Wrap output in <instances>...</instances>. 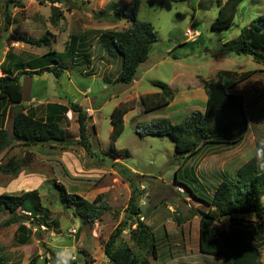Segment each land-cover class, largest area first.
I'll list each match as a JSON object with an SVG mask.
<instances>
[{
	"label": "rangeland",
	"instance_id": "rangeland-1",
	"mask_svg": "<svg viewBox=\"0 0 264 264\" xmlns=\"http://www.w3.org/2000/svg\"><path fill=\"white\" fill-rule=\"evenodd\" d=\"M7 1L0 0V57L5 52H15L20 55L18 63L21 64L39 58L49 51V46H53L55 37L53 40L50 36L49 46L30 49V44L23 37L48 35L50 29H63L70 37L71 33L88 36L85 38V48L94 50L96 55L90 51L95 57L91 60L83 57V63L79 61L82 58L75 64L65 59L62 62L69 73L65 70L60 78L54 73H47V79L34 82L35 91L48 93L41 102L61 100L69 103L72 100L83 107L85 104L88 106L85 109L90 114L89 140L93 153L89 154L82 146H74L72 142L54 146H26L14 140L0 152V194L38 190L40 196V212L36 217L19 208L16 214L21 222L6 225L5 221L9 220L11 214L0 212V264H30L34 257L37 258L35 264H54L51 255L54 250L49 247L53 236H63L67 240L73 249L75 262L84 264L96 258L98 264H106L108 258L102 244L123 220L127 221L128 226L123 232L122 241L148 258L151 264H221L222 260L218 257L202 255L199 250V219L195 215L207 210V207L200 200L189 197L187 190L175 182V172L181 168L183 160L175 156L174 140L168 135L141 136L138 128L141 124L166 117L167 110L171 114L179 105L183 108L181 116L173 122L182 121L196 109H204L206 96L200 77L214 79L221 69L237 73L264 69V63L257 62L250 55L224 54L220 49L222 42L237 38L243 26H249L264 13V0H244L235 25L229 30L212 29L218 15L217 0H143L139 17L155 26L158 40L153 44L149 59L139 67L135 80L130 84L115 83L121 72L122 58L104 39V33L130 25L128 15L122 12L124 4L130 0H67L69 5L74 2L80 5L73 9H68L62 3L15 0L8 12L10 22L14 23L13 32H10L11 23L6 24L5 19ZM112 5L118 6L122 19L118 20L111 14ZM53 6L58 7L59 11H55ZM55 12L60 14L59 21L53 15ZM188 28L196 29L202 35L187 39L185 32ZM101 38L103 41L99 42ZM70 41L71 38L65 42V47H69ZM64 45L58 44L61 48ZM110 48L112 56L108 52ZM109 60L113 61L112 68L107 67ZM26 81L24 77L22 83L26 84ZM155 81L167 83L174 92L195 87H199L201 92L195 93L194 102H187V97H182L168 108L148 112L146 107L159 99L148 95L162 92L154 85ZM80 90L85 91V95ZM231 91L245 97L250 130L244 141L233 149L223 148L212 155L211 152L217 149L206 147L195 157L187 159L178 172V182L191 186L197 195L212 197V185L220 181L221 176L215 165H212L215 168L208 176L195 172L196 162L208 151L216 160L224 155H230L232 159L236 157V162L230 160L232 165L224 173L229 174L227 176L230 178L236 167L251 159L252 155L258 158L260 164H264V118L261 116L264 111V71L235 85ZM192 98L190 96V101ZM125 103L132 109L125 115L124 132L113 143L111 114L115 107ZM36 108L38 114H45L39 113L40 107ZM67 113L62 125L66 128L69 141L77 140L78 115L72 109ZM6 127L12 138V116ZM7 167L12 172H7ZM126 167L135 172L131 178L134 183L125 173ZM58 184L90 201L100 197L101 202H106L110 208L94 224L83 225L75 209L64 206L65 200ZM132 184L139 187L144 220L155 234L157 259L152 255L151 240L148 244L139 245L131 238L130 231L136 227L127 212L134 188ZM179 220L184 225H180ZM21 224L29 228L32 226V234L26 244L18 241ZM216 226L221 232L241 230L250 234L260 246L264 264V221L260 224L253 214L248 213L243 218L222 219ZM168 232L172 236L169 237ZM85 252L89 255H85ZM48 259L51 262H47Z\"/></svg>",
	"mask_w": 264,
	"mask_h": 264
},
{
	"label": "trees",
	"instance_id": "trees-1",
	"mask_svg": "<svg viewBox=\"0 0 264 264\" xmlns=\"http://www.w3.org/2000/svg\"><path fill=\"white\" fill-rule=\"evenodd\" d=\"M243 1L217 0L218 15L212 23V29L229 30L232 28L235 25L239 7ZM15 2V0L6 2L5 19L8 25L11 23V16L8 13L9 8ZM39 2L62 3L68 9L80 6L78 2L69 5L67 0H39ZM142 4L143 0H130L122 9L123 14L128 15L130 25L121 30L104 33V39L108 40L109 44L119 52L122 58L121 72L116 77L115 83H132L136 78L139 67L149 59L153 44L158 40V32L155 26L150 21L139 17ZM53 8L55 11H59L58 7L53 6ZM110 9H112L118 20L122 19V14L117 6L113 5ZM54 14L58 20L60 14L56 12ZM23 40L39 47L49 45L51 42L48 35L38 38L24 36ZM78 40L77 35L72 36L68 52L65 55L56 52V50H51L35 59L34 63H28L27 66L24 63H18L14 71L3 70L4 75H0V152L10 146L14 140L26 146H54L72 142L74 146H82L89 154L93 153L89 140L88 122L90 115L80 103L72 100L69 101L68 106L58 103L49 104L51 114L47 118H39L32 113L25 112L15 115L12 138L9 137V131L4 127L9 107L22 104L23 87L21 77L23 75H38L49 72L60 78L65 71L62 61L75 58ZM184 43L186 44V42ZM220 49L224 54L250 55L257 62L264 63V13L257 16L249 26H243L237 38L222 42ZM8 56L13 57V54L9 51L6 61ZM42 61L44 62L43 65H41ZM259 71L264 70L237 73L221 69L216 73L214 79L200 77L208 95L204 110L196 109L179 122H173L168 117L154 119L141 124L138 133L141 136H170L175 142V156L179 160H183L181 168L187 159L195 157L196 154L201 153L208 146H236L241 144L250 130L247 103L242 94L235 93L231 89ZM154 85L159 87L162 92L148 95L150 98H159L146 107L148 112L166 107L175 96L174 90L167 83L155 81ZM149 97L146 99H149ZM2 105L6 106L1 108ZM69 109H72L78 115L79 139L73 141H69L67 131L62 125V120ZM131 109L132 107L126 103L114 108L111 114L113 126L111 138L113 143L124 132L125 115ZM261 116L264 118V111ZM181 168L175 172V182L181 184L187 190L189 197L200 200L207 206V210L199 212L200 252L203 255L218 257L222 260L221 264H263L260 246L252 239L250 234L241 230L221 232L216 224L226 218H243L250 211L255 212L253 214L255 221L262 224V221H264V164H260L257 157H252L237 169L234 176L231 178L226 176L218 184L211 198L199 196L191 186L178 182V172ZM5 170L12 172V169L8 167ZM125 171L131 182L134 183L131 178L135 175V172L127 167ZM132 185L134 188L127 212L129 218L133 221L132 224H136V228L131 229V238L139 245L148 244L151 240L152 255L157 259L158 248L155 234L151 226L141 219L144 211L139 202V187ZM57 187L65 200L64 206L67 209L74 208L76 216L81 219L83 225L94 224L110 208L106 202H101L100 197L90 201L78 194L68 192L62 184H58ZM38 201H40L38 190H30L21 194H0V212L5 211L11 214L5 224L10 225L21 222V218L16 214L19 208L29 211L31 216L36 217L40 212ZM180 221L178 222L180 223ZM127 226L126 220L120 222L103 243L104 253L109 260V264H150L148 258L137 253L132 246L122 241V235ZM19 231L21 234L18 241L21 244H26L32 234V229L26 224H21ZM51 255L54 260L55 253L52 252ZM36 260L37 258L34 257L30 264H35ZM47 262H51V260L48 259ZM73 264L79 263L73 261ZM85 264H92V260H87Z\"/></svg>",
	"mask_w": 264,
	"mask_h": 264
},
{
	"label": "crops",
	"instance_id": "crops-1",
	"mask_svg": "<svg viewBox=\"0 0 264 264\" xmlns=\"http://www.w3.org/2000/svg\"><path fill=\"white\" fill-rule=\"evenodd\" d=\"M127 4V3H126ZM126 4H124V7H125V5ZM196 5V4H195ZM113 6V5H112ZM111 6V7H112ZM115 6V5H114ZM197 7H198V5H196ZM110 7V8H111ZM118 7V6H117ZM123 7V8H124ZM111 13V12H110ZM111 14H113V13H111ZM59 21V20H58ZM57 21V22H58ZM14 23H11V27H10V32H13V30H14V25H13ZM6 30H8V28L6 29ZM9 31V30H8ZM69 32V31H68ZM48 35L49 36H51V37H53V40H54V37H55V41H54V43L52 42V47H50L49 45V51H51V50H56V52H59V53H61V54H67V52H68V47L66 46L65 47V42H67L70 38H71V40H72V36L73 35H77V34H74V33H71V37H70V35L69 34H67V32L66 31H64L63 29H60V30H56V29H54V30H51L50 29V32L48 31ZM24 36H26V35H24ZM78 36V38H79V40H78V48H77V51H76V54H75V58L74 59H70V61H72L73 62V64H75V63H77V61L79 60V59H81L82 58V60H79L80 62H84V59H83V57L84 58H86V59H90L91 60V58H94L95 56L94 55H96V53H95V51L94 50H91V49H89V51H88V47L87 48H85V46L87 45L86 44V40H85V38H88V36H79V35H77ZM34 37H36V36H34ZM36 38H38V37H36ZM187 40V39H186ZM101 41H103V39L101 38V40H99V42H101ZM71 42V41H70ZM59 43H62V45H64L62 48L60 47V46H58V44ZM184 43V42H183ZM32 47H39V46H34V45H32V44H30V47H29V49L30 48H32ZM113 47V46H112ZM48 51V52H49ZM90 51H92L93 52V54L94 55H92L91 54V52ZM11 52V51H10ZM48 52H46V53H44V54H47ZM108 52H109V55H111V52H112V50H111V48L108 50ZM8 53V52H7ZM7 53L5 52V54L2 56V57H0V75L2 76V75H4V72H3V70H9V71H14L15 70V67H16V64H18V59L20 58V55L19 54H16L15 52H11L12 54H13V57H9L8 56V59H7V61H6V57H7ZM43 54V55H44ZM112 56V55H111ZM41 57V56H40ZM37 59V58H36ZM34 60L35 59H33V60H30V61H28V62H26L25 63V66H27V64L28 63H34ZM15 62H17V63H15ZM63 62H64V60H63ZM63 62H62V66H63V68L65 69V70H67V72L69 73V69H67L64 65H63ZM109 62V65H107V67H113V64H112V60H109L108 61ZM257 70H264V69H257ZM109 72V71H108ZM47 73H49V72H46V73H43V74H38V75H23L22 77H21V84H22V87H23V101H22V104H19V105H11L10 107H9V111H8V115H7V117H6V119H5V122H4V127L7 129V127H6V124H7V122L9 121V119H10V117L12 116L13 117V119H14V116L16 115L15 114V110H17V108H18V106H23L24 107V110L22 111V112H25V113H32V114H34V115H36V117H39V118H47L48 117V115L49 114H51L50 113V108H49V104H53V103H58V104H62V105H66V106H68V103H66V102H63V101H57V102H55V101H46V102H41V100L48 94L47 92H40V91H35V84H34V82H35V80H38V79H41V78H43V79H47ZM26 78V84H24V83H22V81H23V78ZM69 84H71V82L69 83ZM73 85H76V84H73ZM203 85V84H202ZM77 86V85H76ZM77 88L79 89V87L77 86ZM172 88V87H171ZM86 89H90V88H86ZM177 89V88H176ZM203 90H204V92H205V96H206V100H204V109H205V106H206V101H207V98H208V95H207V91H206V89H205V87H204V85H203V88H202ZM28 90V91H27ZM196 92H201V89L199 88V87H195V88H191V90L190 89H188V88H182V89H180V90H178V91H175V96H174V99L169 103V105H167L166 107L168 108V107H170L175 101H177V99L179 98H182V97H187V102H194L195 100H193L194 99V96H195V93ZM80 93L81 94H83V95H85V91H83V90H80ZM40 95H42V96H40ZM190 96L191 97H193L192 98V100L190 101ZM28 99V100H27ZM38 99H40L39 101H37ZM184 103V102H183ZM1 104V103H0ZM92 104V103H91ZM38 105V106H37ZM4 106H6V105H2V107L1 108H3ZM83 106V105H82ZM36 107H40L41 109H40V111H39V113L40 112H43V113H45V114H38L37 113V111H36ZM85 107H87L88 108V106H86V104H85ZM84 107V108H85ZM86 108V109H87ZM175 109H177V110H173L172 112H171V114L169 113L170 112V110H167V112H166V117H168L169 119H171V120H176V118H179L180 116H181V110L183 109L182 108V106H178L177 108H175ZM204 109H201V110H204ZM68 112V111H67ZM68 114V113H67ZM90 115V114H89ZM65 116H66V114H65ZM0 121H1V119H0ZM179 122V121H178ZM0 125H1V122H0ZM66 129V128H65ZM13 133V132H12ZM248 135V134H247ZM208 147H210V149H217V150H214V151H212L211 152V154L213 155V154H217L218 152H221L222 150L221 149H223V148H226V149H233V147L234 146H226V145H217V146H208ZM218 149H220V150H218ZM210 151H208L206 154H203L202 155V159L200 160V161H198V163L196 162V164L197 165H195L194 166V169H195V172L196 173H198L199 175L201 174V173H203L204 174V176H208L209 175V173H211V169L212 168H215L214 166H212V165H215L216 166V170L218 171V173H220V181L218 182L217 181V183H215V184H213L212 185V190L213 191H211V193L214 195V193H215V190H216V188H217V186H218V184L227 176V175H229V174H224L225 173V171H226V168L228 167V166H230V165H232V163H235L236 161H235V158L234 159H232V157L230 156V155H224L223 157H221V158H219L218 160H216L215 158L216 157H211L212 155H210V153H209ZM228 154V153H227ZM217 157H220V156H217ZM252 157H256V156H254V155H252ZM230 160H233L232 161V163L230 162ZM247 160V159H246ZM245 160V161H246ZM213 161V162H212ZM244 164V163H243ZM240 167V165H238L237 167H236V169H235V171H234V173L233 174H230V176L232 177V176H234V174L236 173V171H237V169ZM211 183H213V182H211ZM212 195V196H213ZM199 196H203V197H206V198H211V197H207V196H205V195H199ZM193 198V197H192ZM204 206H206L205 204H203ZM207 207V206H206ZM196 217H198V227H199V236H198V245H199V238H200V216H199V212L195 215ZM141 219L142 220H144L145 218H144V216H142L141 217ZM79 221H81V219H78ZM145 221V220H144ZM146 223V222H145ZM180 225H184V224H182V221H180ZM147 224V223H146ZM149 225V224H148ZM186 227V226H185ZM136 228V227H135ZM135 228H133V229H135ZM168 231V230H167ZM168 236L170 237V236H172L171 235V233H169L168 232ZM157 243V242H156ZM103 245V244H102ZM157 248H158V244H157ZM103 249H104V245H103ZM199 250H200V245H199ZM87 253L88 252H85L84 254L85 255H87ZM202 254V253H201ZM88 255H89V253H88ZM203 255V254H202ZM103 256V255H102ZM88 257V256H87ZM213 257V256H212ZM95 258V257H94ZM90 260V259H89ZM92 263H94V264H98L99 262L97 261V259L95 258L94 260H92ZM85 264V263H84ZM101 264V263H100ZM106 264H109V260L108 259H106ZM151 264V263H150Z\"/></svg>",
	"mask_w": 264,
	"mask_h": 264
},
{
	"label": "clouds",
	"instance_id": "clouds-1",
	"mask_svg": "<svg viewBox=\"0 0 264 264\" xmlns=\"http://www.w3.org/2000/svg\"><path fill=\"white\" fill-rule=\"evenodd\" d=\"M61 227H64L63 224ZM49 247L55 252L54 264H73L75 259L73 249L63 236H53Z\"/></svg>",
	"mask_w": 264,
	"mask_h": 264
},
{
	"label": "built area",
	"instance_id": "built-area-1",
	"mask_svg": "<svg viewBox=\"0 0 264 264\" xmlns=\"http://www.w3.org/2000/svg\"><path fill=\"white\" fill-rule=\"evenodd\" d=\"M200 31H198V30H196V29H191V28H188L187 30H186V32H185V36L187 37V39H195V38H197L198 36H200ZM32 226L30 225V228H31ZM32 229V228H31ZM34 231H36L35 229H34Z\"/></svg>",
	"mask_w": 264,
	"mask_h": 264
},
{
	"label": "water",
	"instance_id": "water-1",
	"mask_svg": "<svg viewBox=\"0 0 264 264\" xmlns=\"http://www.w3.org/2000/svg\"><path fill=\"white\" fill-rule=\"evenodd\" d=\"M24 110L23 106H18L17 110H15V114H19L20 112H22ZM254 211H250V214H254Z\"/></svg>",
	"mask_w": 264,
	"mask_h": 264
}]
</instances>
